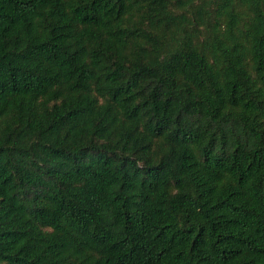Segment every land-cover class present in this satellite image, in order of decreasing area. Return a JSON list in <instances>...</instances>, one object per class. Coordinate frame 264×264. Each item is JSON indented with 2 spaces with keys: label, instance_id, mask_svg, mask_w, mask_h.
Segmentation results:
<instances>
[{
  "label": "trees",
  "instance_id": "1",
  "mask_svg": "<svg viewBox=\"0 0 264 264\" xmlns=\"http://www.w3.org/2000/svg\"><path fill=\"white\" fill-rule=\"evenodd\" d=\"M0 264H264V0H0Z\"/></svg>",
  "mask_w": 264,
  "mask_h": 264
}]
</instances>
